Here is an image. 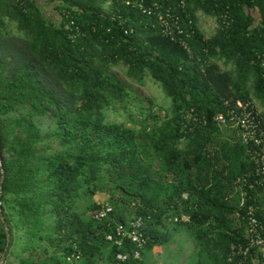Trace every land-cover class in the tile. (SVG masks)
Instances as JSON below:
<instances>
[{
	"label": "trees",
	"instance_id": "trees-1",
	"mask_svg": "<svg viewBox=\"0 0 264 264\" xmlns=\"http://www.w3.org/2000/svg\"><path fill=\"white\" fill-rule=\"evenodd\" d=\"M44 2L52 13L39 0H0L6 259L10 253L23 264H71L66 258L79 252L80 264L104 257L116 264L115 252L134 243L118 248L106 235L117 222L140 217L147 238L141 258L146 247L187 228L207 264H226L231 243L246 240L249 205L264 222V179L255 182L261 176L238 127L214 117L241 100L260 112L264 129V0H185L189 51L162 36L153 16L122 1ZM200 14L216 21L209 36ZM114 64L125 66L127 78L159 83L169 112L160 117L148 101L139 104L138 113L146 111L139 124L131 113L132 126L108 120L109 111L131 102ZM98 193L108 201L95 200ZM105 204L108 217L96 218ZM182 215L188 220L174 221ZM169 223L172 231L163 230Z\"/></svg>",
	"mask_w": 264,
	"mask_h": 264
},
{
	"label": "built area",
	"instance_id": "built-area-1",
	"mask_svg": "<svg viewBox=\"0 0 264 264\" xmlns=\"http://www.w3.org/2000/svg\"><path fill=\"white\" fill-rule=\"evenodd\" d=\"M122 1L126 6L141 9V12L153 16L156 20L152 23L159 33L177 42L187 51H189V39L193 33V23L189 13L186 11L185 0H115ZM148 2V3H147ZM183 17L188 18L186 23ZM120 18L119 16L117 19ZM224 25L230 22L228 14H221ZM122 22L120 21L119 24ZM188 26V28L186 27ZM132 32V28H124V33ZM234 106L229 107L226 113H219L214 117L218 125L232 124L237 126L242 142L251 145L248 149L250 158L255 164V171L260 180L255 182L263 184L264 179V129L262 127L263 117L260 112L249 108V103L237 100ZM259 149H256V148ZM246 200L245 193H241L240 204L243 205ZM253 205H249L246 211V240L245 242H232L230 253L227 257L226 264H264V222L254 214ZM112 207L105 204L95 211L96 218L108 217ZM188 217L182 215L180 218L175 217L174 221H187ZM142 219L139 217L129 222H117L114 234H107L106 239L113 242V245L120 248L125 240L134 243L133 248L126 252L116 251L114 261L120 264L129 257L140 259L141 253L147 244V238L143 235ZM8 241V238L6 239ZM6 247L2 251L0 248V264H5ZM67 261L71 264H80L81 254L79 252L68 256ZM253 260V261H252Z\"/></svg>",
	"mask_w": 264,
	"mask_h": 264
},
{
	"label": "rangeland",
	"instance_id": "rangeland-1",
	"mask_svg": "<svg viewBox=\"0 0 264 264\" xmlns=\"http://www.w3.org/2000/svg\"><path fill=\"white\" fill-rule=\"evenodd\" d=\"M42 4V8L47 12L52 13L51 7L44 2V0H39ZM46 4V5H45ZM48 5V6H47ZM48 14V13H47ZM201 28L206 33V36L211 35L216 28V21L212 16H207L205 14H200ZM111 69L115 71L118 77L128 85V90L130 93L131 102L127 103V108L118 107L115 110L109 111L106 118L108 120L123 122L126 125L132 126L133 122L130 121L129 113L137 120L139 124V119L144 118V114L140 115L139 104L148 105V101L153 104V112L163 117L165 113L170 110V100L165 97L162 92L159 83L154 82L149 76L143 78L142 83L136 80L127 78L124 74L125 66L122 64L111 65ZM134 94L141 97L143 100L138 101L134 98ZM150 121V120H147ZM1 166V163H0ZM1 171V169H0ZM95 200L103 199L108 201V195L103 193H98L94 196ZM3 219L0 215V221ZM3 223V222H2ZM1 226V225H0ZM171 224L163 230H171ZM7 229V227H5ZM172 231V230H171ZM170 240L162 245H154L146 247L142 254V264H207V259L204 255L199 256L194 238L187 228H178L173 230ZM44 255L36 256V259H40ZM5 264H23L20 262L19 258L13 256L12 254H7V259Z\"/></svg>",
	"mask_w": 264,
	"mask_h": 264
},
{
	"label": "crops",
	"instance_id": "crops-1",
	"mask_svg": "<svg viewBox=\"0 0 264 264\" xmlns=\"http://www.w3.org/2000/svg\"><path fill=\"white\" fill-rule=\"evenodd\" d=\"M259 198H260V207H261V210L264 212V192L260 194V197ZM96 264H109V263L106 260V258L104 257V258L100 259Z\"/></svg>",
	"mask_w": 264,
	"mask_h": 264
},
{
	"label": "water",
	"instance_id": "water-1",
	"mask_svg": "<svg viewBox=\"0 0 264 264\" xmlns=\"http://www.w3.org/2000/svg\"><path fill=\"white\" fill-rule=\"evenodd\" d=\"M2 179H3V175L1 174V176H0V193H1Z\"/></svg>",
	"mask_w": 264,
	"mask_h": 264
}]
</instances>
